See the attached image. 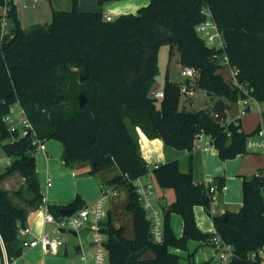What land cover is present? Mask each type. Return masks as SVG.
<instances>
[{"label":"trees","instance_id":"1","mask_svg":"<svg viewBox=\"0 0 264 264\" xmlns=\"http://www.w3.org/2000/svg\"><path fill=\"white\" fill-rule=\"evenodd\" d=\"M117 1L121 0H98L100 10L82 11L79 0H72L71 9H52L50 22L30 26L21 25L12 3L8 16L13 36L0 47V145L11 161L0 173V182L19 173L25 185L13 193L30 205L37 206L42 198L34 138L31 133L11 132L3 120L10 106L19 103L37 138L63 144L66 165L90 161L91 174L119 167L120 173L105 185L129 192L126 209L133 214L136 234L127 238L111 219L105 221L110 264H179L180 255L170 247L188 249L189 240L212 243L216 234L233 247L229 264H262V257L251 253L264 246V176L244 177L240 209L212 215L215 232H206L197 224L194 207L203 205L211 215L207 187L196 183L190 170L180 171L176 159L151 168L142 155L137 128L178 150H191L200 133L209 135L223 160L247 152L250 134L239 119L225 122L226 99L250 96L264 102V0H150L136 13L106 19L104 5ZM206 7L222 33L224 48L208 45L196 31L207 17ZM163 45L176 48L182 66L198 69L195 88L216 97L210 113L181 108L180 83L168 72L161 87L164 96L152 95ZM222 56L239 70L237 81L247 92L219 72ZM80 94L87 99L83 108ZM150 170L160 187L175 192V199L164 207L162 243L152 239L133 183ZM10 193L0 186V235L13 259L23 253L13 242L19 238V227L26 225L27 209ZM86 204L77 195L66 205L49 204V209L59 218L63 208L75 212ZM173 213L183 218L181 236L171 224ZM148 250L154 258L142 259ZM188 260L205 264L195 261L193 254Z\"/></svg>","mask_w":264,"mask_h":264},{"label":"crops","instance_id":"2","mask_svg":"<svg viewBox=\"0 0 264 264\" xmlns=\"http://www.w3.org/2000/svg\"><path fill=\"white\" fill-rule=\"evenodd\" d=\"M51 2L52 15V9H69L72 0H51ZM149 2L150 0L109 2L104 5V11L105 13L111 14L112 17L122 13H136L140 7L146 6ZM78 7L82 11H98L101 9L98 0H79ZM1 17L2 13H0V19ZM21 25H23L22 22ZM12 36L13 31L7 29V27H3L0 21V47L3 42L10 40ZM220 63L222 67L219 72L222 73L224 79L227 82L235 83L234 69L228 64L226 57H220ZM168 74L171 80L177 81L172 79L169 71ZM181 81L179 82L181 83ZM158 87L161 88L162 86L159 85ZM196 93H203L207 97L209 100L208 103L210 102L208 108L211 110L216 97L207 96L205 91L199 89H196ZM226 103L228 109L225 122L239 119L243 130L250 134V136L256 135L258 126L260 128L264 127V102L261 103L253 97H248L246 104L243 103L242 98H239L237 101L226 99ZM193 105L194 100L191 96H188L180 103L181 108H193ZM245 107L247 109L242 113ZM137 130L141 151L144 156L145 154H149L146 161L151 168L155 164L176 159L179 162L180 171L187 172L190 170L193 175V180L196 183H204L205 179L210 177L213 179V185H225V188L217 192L216 199L211 206V215L205 210L203 205H196L194 207L197 224L206 232H215L212 215L222 214L227 211H238L240 209L243 202V178H252L255 174L264 170V147L249 149L247 152L239 154L234 158L223 160L220 158L218 150L213 146L209 135L203 134L202 137H197L191 150H178L167 146L161 138L151 139L140 128H137ZM254 131L255 133L253 134ZM0 149L2 150L1 145ZM62 153L63 144L59 140L49 139L46 140V151L36 154V171L40 181V191L42 195L47 196L49 204L66 205L77 195H80L87 204L91 203L100 197L101 185L120 173L119 167L113 166L91 174L92 163L90 161H81L73 165H66L62 158ZM10 161L11 158L7 156V159H5L6 164L4 166L0 165V173L6 170ZM49 175L52 177V185L47 186L46 179ZM152 175L154 177L153 172ZM24 185L25 179L19 173H14L0 182L2 188L11 191L10 196L12 200L27 209L26 225L32 228V236L39 237L45 232L52 233L54 224L44 222V217L38 213L37 206L26 203L13 193V191ZM155 185L156 190L158 187L157 195L161 202L166 203L165 206L175 199L173 189L160 187L156 180ZM111 187L114 188L113 186ZM116 190L117 195L112 196L107 203L108 213L106 220L108 218L111 219L115 228H122L124 235L127 238L133 239L136 234L134 218L132 212L126 209L129 192L123 187L117 188ZM25 196L31 198L32 194L27 193ZM171 224L176 235L181 236L183 232L182 216L173 213L171 215ZM79 233L86 236V240L78 244L81 246V252H78L76 249L77 245L74 249H70L63 238L64 245L57 254L45 253L40 246H35L24 249L21 256L11 260L0 235V264H3L6 260L12 261L13 264H93L91 239L86 231H79L78 235ZM212 245L213 243L189 240L188 249L170 247V251L179 253L180 257L181 255L183 257L185 254H193L195 261L210 264L211 258L215 257V250ZM171 248L175 249L171 250ZM188 255L186 256L187 260ZM82 256L85 259H82ZM154 256V252L148 250L142 255V259H151ZM261 257L263 259L262 264H264V246ZM183 264H189V260ZM215 264H218L217 260Z\"/></svg>","mask_w":264,"mask_h":264},{"label":"built area","instance_id":"3","mask_svg":"<svg viewBox=\"0 0 264 264\" xmlns=\"http://www.w3.org/2000/svg\"><path fill=\"white\" fill-rule=\"evenodd\" d=\"M15 0H4V13L0 19L3 27H7L8 23L5 20V16L8 15L12 3ZM203 12L207 14L204 21L200 22L196 26V31L205 39L208 45L224 48L225 43L222 33L217 27V24L212 19L210 10L206 7ZM105 16V15H104ZM112 15H107L106 19H112ZM233 74L235 76V83L239 84L236 78L238 73L237 68H233ZM181 74L186 77V80L180 83L181 93H185L189 96L196 94V80L199 74L198 69L193 66H182ZM244 91L247 89L242 84ZM154 95L158 98L164 96V91L161 88H157ZM250 97V96H248ZM248 97H243L244 104L248 102ZM15 103L10 106L8 112L3 117L4 122L7 124L9 130L13 133H17L18 136H24L31 133L33 136V142L36 144L35 153L46 151V140L37 138L35 128L28 118L26 111L22 105L19 104V108H16ZM247 107L243 108L244 113ZM218 116V114H216ZM203 133H200L198 137H202ZM256 136V137H255ZM255 136H250L247 140V149H255L264 147V127L258 129ZM143 155V153H142ZM146 156V157H145ZM143 155L146 160L149 154ZM155 164L154 167H157ZM258 174L264 176V170ZM155 177H153L151 170L137 177L134 180L135 191L139 196L141 205L146 212V217L151 225L152 239L157 243L164 241V207L166 203L160 201L156 193ZM47 186L52 185V177L49 175L46 179ZM208 190V195L211 201L216 199L218 190L225 188V185L216 186L213 185V179L208 177L204 181ZM117 195V190L109 185H101V195L95 201L86 204L81 209L70 213L69 215H61L57 218L49 209V203L46 195H42L40 202L37 204L38 213L44 217V222L53 223L54 230L52 233L45 232L39 237L32 236V228L29 225L20 226L18 229V236L20 239L19 245L23 250L35 246H40L45 253L57 254L60 252L61 247L64 245V240L60 236L62 228L66 230L72 229L76 231H86L92 242V258L93 264H110L109 251L106 246L107 233L105 232V221L108 213L107 203L112 196ZM212 243L215 246L216 257L220 260V264H229L232 256L234 255L233 247L231 244L226 243L219 234H216ZM262 248L258 251L251 253L252 257L261 256ZM85 259L84 256L81 257ZM11 260V259H10ZM6 260L3 264H13L12 261Z\"/></svg>","mask_w":264,"mask_h":264},{"label":"rangeland","instance_id":"4","mask_svg":"<svg viewBox=\"0 0 264 264\" xmlns=\"http://www.w3.org/2000/svg\"><path fill=\"white\" fill-rule=\"evenodd\" d=\"M36 1V2H34ZM17 5V16L19 21L22 22L23 26H30L33 23H46L47 21H50L52 18L51 15V0H15ZM62 3V1H61ZM60 4V3H59ZM72 3L69 5V9L72 8ZM105 12V11H104ZM0 13H4V6H0ZM105 18H107L108 13H105ZM111 15V14H109ZM2 18V17H1ZM5 20L7 21V29L12 30V17L11 16H5ZM20 22V23H21ZM172 50V52H171ZM159 73L156 77L157 83L162 86L166 77L167 72H170V75L172 79L177 80L178 82L185 81L186 77H184L181 74V64L179 62V53L176 50V48H171L170 45H163L160 48L159 51ZM180 83V82H179ZM198 94V93H196ZM191 96L194 100L193 109H207L208 106H210V102L208 103L207 97L203 93H199L198 95ZM189 95H186L185 93H182L181 96V102H183ZM16 108H19V104L16 105ZM37 153H35L36 156ZM5 159H7V156L4 154V152L0 149V165L4 166ZM158 190V187H157ZM156 190V193H157ZM61 237L65 239L67 246L70 247V249H74L76 245L83 243L86 240V236L82 233H79V235H74L69 231V228L61 233ZM213 249L215 250V246L212 245ZM211 248V247H209ZM175 248H171V250H174ZM176 253V252H175ZM179 254V253H177ZM188 254H185L183 257L181 255L179 259V264H183L185 261L188 262L186 259V256ZM90 259V257H88ZM217 260V263L220 264V260L216 257V250H215V257L211 258L210 264H215Z\"/></svg>","mask_w":264,"mask_h":264},{"label":"water","instance_id":"5","mask_svg":"<svg viewBox=\"0 0 264 264\" xmlns=\"http://www.w3.org/2000/svg\"><path fill=\"white\" fill-rule=\"evenodd\" d=\"M158 86H159L158 83L154 86L153 91H152V95L154 94V92L156 91V89L158 88ZM206 94H207V96H210V97H213L214 96V94L212 92H209V91L206 92ZM79 102H80V107L83 108L85 106L86 102H87V99H86V97L83 94H80L79 95ZM206 111L208 113L211 112L210 108H207ZM71 212H72V210L70 208H63L61 210V214L64 215V216L69 215ZM61 231L62 232H65L66 229L65 228H62ZM69 231L71 233H73L74 235H78V231H76V230L69 229ZM19 242H20V239L19 238L16 239L13 242L14 246H18L19 245ZM76 249L78 250V252H81V246L80 245H77Z\"/></svg>","mask_w":264,"mask_h":264}]
</instances>
